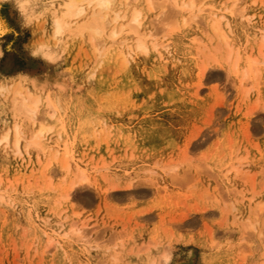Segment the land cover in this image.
<instances>
[{
	"label": "rangeland",
	"instance_id": "obj_1",
	"mask_svg": "<svg viewBox=\"0 0 264 264\" xmlns=\"http://www.w3.org/2000/svg\"><path fill=\"white\" fill-rule=\"evenodd\" d=\"M237 3L244 16L232 0H197L187 25L158 4L146 29L168 47L123 65L80 38L47 62L35 50L48 23L0 0V82L50 84L58 109L51 150L0 142V264H264V0ZM11 107L0 97V137ZM82 171L90 183L71 187Z\"/></svg>",
	"mask_w": 264,
	"mask_h": 264
},
{
	"label": "bare ground",
	"instance_id": "obj_2",
	"mask_svg": "<svg viewBox=\"0 0 264 264\" xmlns=\"http://www.w3.org/2000/svg\"><path fill=\"white\" fill-rule=\"evenodd\" d=\"M9 1H11L27 19L31 21L34 19L43 20L42 22L48 23L49 28L47 35L49 37V43L36 47L35 53L50 63H56V59L58 58L56 51L57 47L67 42V40L72 41L75 40V38H80L87 44L89 41L92 52L97 57L114 54L116 56L115 58L123 65L126 64L129 57L133 58L134 55L139 52H148L150 47H153L161 54L168 47L167 44L152 41V37L153 40H156V34L147 32L146 29L148 13L154 10L156 6H154V4L158 3V0H155L156 3H154V0H147L144 4L145 6L143 4L131 6L130 3L135 4L138 0ZM238 1L239 0H232V9L236 10L239 15L244 16L242 13L243 10L237 8ZM164 2H161L162 5L158 4L160 7L162 6L161 9L166 5V2L169 4L170 8L168 7L167 9L170 11L169 13L167 12L168 14L164 15L165 20L170 19L172 21L173 19L174 21L180 16L178 22L187 25L197 16L194 15L193 12L196 8H199L197 0H165ZM164 8L166 9L165 6ZM214 15L215 13L212 14V16ZM162 16L156 15L154 20L152 19V22L155 23L153 25L162 24L164 26ZM215 16L216 17H213V19L211 18L216 25L213 30L216 35L215 37H219L220 40L229 47L227 36L219 28L221 20L217 19V15ZM223 18L224 17L221 16V19ZM153 25L151 26L153 27ZM8 32V27L5 25L4 21L0 20V38ZM129 34L133 36L131 40H129L130 38L127 36ZM228 51L229 61L231 57L234 56V50L229 49ZM241 60L242 57L240 53L237 52V57L234 61V69L239 68ZM252 61L251 63H258V60L255 59ZM205 71L206 67L203 68L202 73L204 74ZM252 71L254 73L256 72V68L254 69L253 65H251V67L249 66V69H245L243 78L249 76V72L250 74H254ZM252 78L255 77L252 76ZM51 88L50 84L48 85L45 82H38L35 80L24 82V84L20 80V83L18 82L14 86L5 82H0V97H4V101L10 102L13 114L12 121L14 120L11 126L6 127L7 129L5 128V132L0 137V142L5 146H10L14 154L22 156L25 153L28 154L32 149L41 151L39 153H45L47 150H51L52 146H48L47 135L51 134L53 126L50 125L49 122L54 120L58 113ZM42 106H46L45 111H43L45 112V116L43 117L40 115ZM24 122L28 123L29 129L27 132H25L23 128L26 125L23 124ZM50 136L51 135H49V138ZM66 145L67 144H65V146ZM64 149L66 159L64 160L62 169L69 173L71 171L70 169L73 167L72 163H76L79 169V163L76 161L77 159H74L75 155L72 151L73 149L71 150L70 147ZM59 153L60 151L55 149V157H58ZM78 160H80V158H78ZM82 160L83 159L80 160V163ZM89 181V176L82 171V173L79 174L78 180L73 182L71 187L76 184L90 183ZM69 197L70 193L67 192L63 196L64 201H68ZM250 225L252 228H256L254 223ZM165 262L166 264L169 262L167 257Z\"/></svg>",
	"mask_w": 264,
	"mask_h": 264
}]
</instances>
